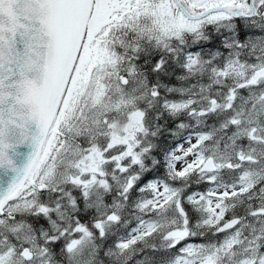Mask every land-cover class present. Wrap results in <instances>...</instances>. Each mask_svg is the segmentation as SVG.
Returning <instances> with one entry per match:
<instances>
[{"label": "rangeland", "instance_id": "374dc122", "mask_svg": "<svg viewBox=\"0 0 264 264\" xmlns=\"http://www.w3.org/2000/svg\"><path fill=\"white\" fill-rule=\"evenodd\" d=\"M101 1L40 157L18 197L0 215V264H93V236L105 235L123 218L133 227L115 249L105 250L109 258H130L135 264H226L223 260L233 253L234 264H264V255L255 263L256 242L264 234V76H256L264 70V0ZM226 9L249 13L246 23L263 32L250 33L241 42L236 37L222 39L224 50L209 62L221 59L205 66L208 56L203 50H187L182 68L203 78L185 81L189 75L178 73L182 85L171 89L174 98L144 79L121 73L127 63L124 51L135 52L147 42L164 50L175 43L182 53L184 33L195 38L196 45L198 37L207 39L204 23L231 26ZM116 45L124 49L122 54ZM164 110L174 119L182 114L178 131L192 126L185 139H177L180 131L174 133L179 141L169 155V171L162 164L164 175L137 187L146 193L131 196V187L147 168L151 139L161 128L153 120ZM96 150L108 160L97 172H82L78 162L88 161ZM147 158L157 164V158ZM209 158L215 168L203 169ZM188 170L197 172L202 183L191 191L178 185V175L188 178ZM231 173L237 177L230 183L225 175ZM70 188L76 192L67 201L69 207H75L72 199L77 198L87 207L93 205L97 220L88 222L91 229L67 214L60 200L52 202L53 194ZM182 192L185 201L202 207L197 219L189 217ZM237 211L243 214L238 224L219 231L225 213L235 218ZM111 214L115 220L109 221ZM35 218L45 219L46 227L37 230L31 222ZM201 227L220 236L194 240ZM63 234L68 235L67 243L59 239ZM52 243L54 250L68 253L67 263L53 259ZM167 246L178 247L179 253L168 262L153 261L149 254Z\"/></svg>", "mask_w": 264, "mask_h": 264}, {"label": "water", "instance_id": "95a60500", "mask_svg": "<svg viewBox=\"0 0 264 264\" xmlns=\"http://www.w3.org/2000/svg\"><path fill=\"white\" fill-rule=\"evenodd\" d=\"M101 3L0 0V212L29 179ZM89 158L77 164L84 173L97 172L96 162L108 160L98 150ZM214 168L207 159L203 169ZM238 222L239 217L228 219L219 231Z\"/></svg>", "mask_w": 264, "mask_h": 264}, {"label": "trees", "instance_id": "16d2710c", "mask_svg": "<svg viewBox=\"0 0 264 264\" xmlns=\"http://www.w3.org/2000/svg\"><path fill=\"white\" fill-rule=\"evenodd\" d=\"M235 18L231 23V26L229 27H222V28H213L212 26H208L205 28V32L207 33V39L201 41L200 38H198V42L196 45L193 44L192 50H203L205 53V56L212 57V55L217 52L218 50H222V44L220 43V37L225 35V38L230 37H236L238 41H243L247 39L249 34L256 35L262 33V28L255 27L254 24L249 26V24L246 23L247 17H242L240 15H234ZM237 16V17H236ZM247 25V26H246ZM251 29V30H250ZM194 40V41H193ZM190 38V42L193 41V43L196 41L195 38ZM198 43L200 45H198ZM189 45H182V53L178 52V46L174 43L172 47L168 50L160 49L157 46H155L153 43H147L144 42L141 45H139L138 49L135 52L132 51H124V49L119 45H116L115 48L118 53L122 54L124 51V54L126 56L127 63H125L122 68H126L129 65H133L135 67L136 73L132 78H140L144 79L151 87L157 88L160 93L166 94L170 96L171 98H174L176 95V92L173 89L176 86V75L179 73L180 76L184 73L183 68L181 66L183 58V54L186 52V48H188ZM224 50V49H223ZM221 59V58H218ZM178 114V113H177ZM177 116V115H176ZM176 118V117H175ZM178 121H183L184 118L182 114L177 116ZM157 126L161 127L158 134L151 139L153 142V146H151V151L145 156V163H146V170L141 172L139 174L138 181L135 186L131 187L130 194L131 196H138L142 193H146L139 191L137 188L141 184H146L150 179L155 177H160L163 174V170L161 168V165L164 163L166 170L169 171L168 161H169V154L170 152L175 149V145H177L179 140L185 139L186 134L189 132L188 129H184V131H181V133L178 135L176 140L174 137L175 131L173 130L175 127V119L171 118L169 115V112L164 110V112L161 113L160 117L158 119L153 120ZM180 131V130H179ZM178 131V132H179ZM183 134V135H182ZM174 138V139H173ZM174 140V141H173ZM149 156H153L155 159L157 158V164H151L148 161ZM163 161V162H162ZM138 171V169H137ZM188 174L190 175L188 178H184L185 175H178V185L187 187V191H191L194 188L200 187V179L198 178L197 172H192V170H188ZM233 176L231 178H227L226 181L232 182L233 179H235L237 176L234 173H231ZM236 176V177H235ZM233 177V178H232ZM225 179V178H224ZM200 183V184H199ZM194 187V188H193ZM67 188V187H66ZM72 189V190H71ZM76 189L70 188L69 191L62 192L61 195L56 196L53 194L51 197V200L57 198V200H60V203L68 209L66 211L67 214L70 213V215H73L75 219H79L81 223L84 225H88L91 229V226L88 222L93 223L94 220H97L96 214L94 213L93 205H89L87 207V202L84 204V200L81 199H72L74 200L75 207L71 208L69 207V203L67 202L69 197L71 199L72 192H76ZM186 191V190H185ZM69 195V196H68ZM181 197L184 200V192L181 193ZM44 198L41 197V201H43ZM79 200V201H78ZM86 205V206H85ZM184 207L189 212V217L197 219L200 215L198 213L202 210V207L196 203V202H187L184 200ZM73 211V212H72ZM126 212L125 210H123ZM245 213V211H243ZM126 214V213H125ZM227 216L223 217V220H227L228 218H231L228 216L227 213H225ZM243 214L240 213V211H237L234 213V216H242ZM262 215V224H264V210ZM233 216V217H234ZM126 217V216H125ZM246 218L247 216H243ZM75 219L70 218V223L75 224ZM37 223H36V222ZM33 222H35V226L38 227L37 230H40L42 227H46V220L44 219L42 222V219H33ZM117 224L116 228H113L111 230H108L105 232V235H102L100 237L95 234L93 236V241H95V245H97V250L94 252V259L93 264H129V262L132 264L135 262H132L131 259H113L109 258L105 255V250L108 248L115 249L117 246V243L127 235L128 231L133 227L132 221H126L125 218L121 219ZM83 225V226H84ZM196 236L194 240L199 239L200 241L206 242L208 240H212L216 237L220 236V233L213 232L211 228L207 227H201L199 229L196 228ZM9 236V234H8ZM7 236V237H8ZM68 235L63 234L61 238H59L63 243H67L68 239L66 238ZM10 240V239H9ZM92 244L94 245V243ZM257 250H256V258L257 261L259 258L263 257L264 255V234L262 237H260L259 240L256 242ZM54 243H52V248L50 253L52 254V257L54 260L60 263H67L68 260V253L66 251H63L60 253L57 250H54ZM117 249V248H116ZM179 253V248L175 246H170L167 248H163L162 250H159L158 253L156 250L149 254L150 257L153 259V261L157 263H163L170 261L176 254ZM154 254V255H153ZM233 253L231 256H228L227 259L223 260L226 261V264H234L233 263ZM124 258V257H123ZM137 264V263H136Z\"/></svg>", "mask_w": 264, "mask_h": 264}, {"label": "flooded vegetation", "instance_id": "af4514ba", "mask_svg": "<svg viewBox=\"0 0 264 264\" xmlns=\"http://www.w3.org/2000/svg\"><path fill=\"white\" fill-rule=\"evenodd\" d=\"M231 12H232V14H235L236 11H232V10H231ZM233 20H234V19H233ZM233 20H232V21H233ZM185 39H186V40H184V42H183L184 46H186V43H187V42H190V36L187 35V34H185ZM219 39H220V43H221L222 46H223L222 49H224V42H222L221 40H222V39H223V40L225 39V35H223V36L220 37ZM229 40L232 41V37H230ZM186 50H187V48H186ZM209 59H210L209 56L204 58V61H205L204 66H205V65H208V64H210V63H213V62H217V60H218V59H215V58H214V60H212L213 62H209V61H210ZM207 63H208V64H207ZM222 67H224L223 64H221V65L219 66V69L222 68ZM187 69H188V70H187ZM260 70H261V71H260ZM260 70L257 72V75H256V76H258V75H263V74L261 73L262 70H263V68L260 69ZM183 71H184V73H183L182 75H184V76L189 75V76H187V79H185V81H186V80H189L190 78H192V79L195 80V81H196V80H197V81H201L202 78H203V76H200V75H197V74L192 75V71H191V69H189V68H185V67H183ZM260 73H261V74H260ZM204 79H205V77H204ZM204 79H203V80H204ZM206 79H207V78H206ZM180 85H182V83L179 82V80H176V86H175V87L180 86ZM175 122H176V123H175V127H174L173 130H174L175 132L178 133V129H179V128H178V125H177V124L181 123V121H178V118L176 117V118H175ZM191 126H192V125H191ZM191 126H189V125H188V127L185 126V128H183V130H181V131H184V129H186V128L188 129L187 131H190V127H191ZM192 128H193V127H192ZM181 131L178 133V135L181 133ZM182 135H183V134H182ZM177 137H178V136H177ZM99 164H100V163H99ZM3 214H4V211H2V212L0 213V215H3ZM39 214H40V213H39ZM27 219H28V218H27ZM29 221H30V220H29ZM31 221H32V219H31Z\"/></svg>", "mask_w": 264, "mask_h": 264}, {"label": "bare ground", "instance_id": "6f19581e", "mask_svg": "<svg viewBox=\"0 0 264 264\" xmlns=\"http://www.w3.org/2000/svg\"><path fill=\"white\" fill-rule=\"evenodd\" d=\"M237 17V16H236ZM205 37V36H204ZM84 41V40H83ZM82 44H83V42H82ZM69 83V82H68ZM188 83V82H187ZM187 119V118H186ZM163 162V161H162ZM164 164V163H163ZM236 175V174H235ZM226 177H228V176H230L229 178H231V176H233L232 174L231 175H228V174H226L225 175ZM236 177V176H235ZM233 178V177H232ZM85 204V203H84ZM86 206V205H85ZM230 217V216H229ZM232 217V216H231ZM240 217V216H239ZM242 217V216H241ZM33 220V219H32ZM115 220V219H114ZM112 221V220H111ZM240 221V220H239ZM32 222V221H31ZM36 222V221H35ZM34 222V223H35ZM33 223V222H32ZM37 223V222H36Z\"/></svg>", "mask_w": 264, "mask_h": 264}]
</instances>
